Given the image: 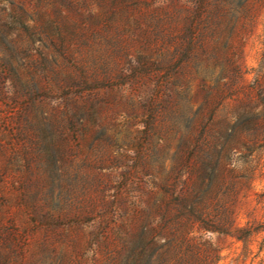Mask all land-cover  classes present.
<instances>
[{"label":"rangeland","instance_id":"374dc122","mask_svg":"<svg viewBox=\"0 0 264 264\" xmlns=\"http://www.w3.org/2000/svg\"><path fill=\"white\" fill-rule=\"evenodd\" d=\"M249 2L255 18L233 49L243 43L253 81L264 76V0ZM166 3L0 0V264H145L150 238L136 236L154 202L198 179L206 95L199 55L155 46ZM160 54L172 68L136 83ZM222 67L209 62L208 86ZM206 238L219 264H264V234Z\"/></svg>","mask_w":264,"mask_h":264},{"label":"trees","instance_id":"16d2710c","mask_svg":"<svg viewBox=\"0 0 264 264\" xmlns=\"http://www.w3.org/2000/svg\"><path fill=\"white\" fill-rule=\"evenodd\" d=\"M112 1L119 5V0ZM152 1L135 0L140 7ZM167 1L162 11L165 18L153 10L159 17L155 46L166 43L184 55H199L205 77L211 60L224 67L213 86L203 80L206 95L198 111L202 127L198 179L171 184V198L154 202L155 211L146 217L148 225L141 227L136 238H150L145 264H219L221 250L206 238L209 233L246 244L264 234V76L248 80L251 72L243 62V43L238 53L233 49L239 26L255 18L254 9L249 0L237 8L220 0ZM223 40L224 45H219ZM159 57L149 69L137 71L136 83L172 68V60L164 54ZM156 85L158 90L162 81ZM242 211L245 225L239 222ZM122 227L126 253L133 232L125 223ZM124 258L121 264H130L129 256Z\"/></svg>","mask_w":264,"mask_h":264}]
</instances>
